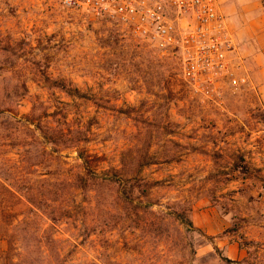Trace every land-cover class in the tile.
<instances>
[{"label":"rangeland","instance_id":"1","mask_svg":"<svg viewBox=\"0 0 264 264\" xmlns=\"http://www.w3.org/2000/svg\"><path fill=\"white\" fill-rule=\"evenodd\" d=\"M233 61L245 83L196 95L85 10L0 0V264H264V104Z\"/></svg>","mask_w":264,"mask_h":264},{"label":"built area","instance_id":"2","mask_svg":"<svg viewBox=\"0 0 264 264\" xmlns=\"http://www.w3.org/2000/svg\"><path fill=\"white\" fill-rule=\"evenodd\" d=\"M67 10H85L161 55H176L181 75L196 95L208 96L222 85H239L233 61L235 40L218 0H59Z\"/></svg>","mask_w":264,"mask_h":264},{"label":"crops","instance_id":"3","mask_svg":"<svg viewBox=\"0 0 264 264\" xmlns=\"http://www.w3.org/2000/svg\"><path fill=\"white\" fill-rule=\"evenodd\" d=\"M219 9L234 37V58L244 66L250 86L264 104L263 0H218Z\"/></svg>","mask_w":264,"mask_h":264},{"label":"trees","instance_id":"4","mask_svg":"<svg viewBox=\"0 0 264 264\" xmlns=\"http://www.w3.org/2000/svg\"><path fill=\"white\" fill-rule=\"evenodd\" d=\"M63 91H65L69 96H71V97H77V98H82L83 96H82V94H81V92L79 91V90H77V89H74L73 91L72 90H67V88L65 87V86H62V88H61ZM79 158L81 159V160H83V162L86 164L87 163V160H86V158H83V156L81 155V154H79ZM78 179H80V177L78 178Z\"/></svg>","mask_w":264,"mask_h":264}]
</instances>
